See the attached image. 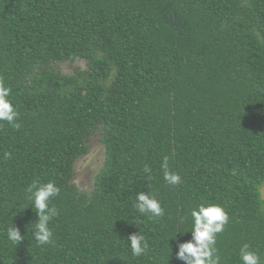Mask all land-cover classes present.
I'll use <instances>...</instances> for the list:
<instances>
[{
	"label": "trees",
	"instance_id": "obj_1",
	"mask_svg": "<svg viewBox=\"0 0 264 264\" xmlns=\"http://www.w3.org/2000/svg\"><path fill=\"white\" fill-rule=\"evenodd\" d=\"M0 78L20 124L0 121V264H184L177 244L201 203L229 216L221 264H242L245 243L264 264V0H0ZM95 132L104 158L80 191L74 163ZM35 180L61 189L42 246ZM140 191L163 216L136 210ZM139 230L137 257L127 237Z\"/></svg>",
	"mask_w": 264,
	"mask_h": 264
},
{
	"label": "clouds",
	"instance_id": "obj_2",
	"mask_svg": "<svg viewBox=\"0 0 264 264\" xmlns=\"http://www.w3.org/2000/svg\"><path fill=\"white\" fill-rule=\"evenodd\" d=\"M10 89L5 86L0 78V121H6L13 128H19L17 122L19 113L16 111L13 103L9 99ZM10 157V153H5ZM161 168L164 173V180L169 185H178L181 183V176L169 170V157L163 158ZM145 171L150 169L147 167ZM28 192L31 194L30 199L33 201L32 206L36 212V224L33 235L38 245H47L54 243L53 230L50 222L59 212L55 206H50L53 197L59 195L61 189L53 181L40 182L33 181L28 186ZM135 208L141 214H146L150 219L163 216L164 209L160 201L154 194L140 191L136 194ZM192 218L191 238L177 244L176 258L184 264H221V257L216 248L217 234L224 230L228 223L229 216L224 207L217 203H201L193 208L190 212ZM187 231H177L183 235ZM175 234V236H176ZM172 237V238H175ZM7 238L14 244H19L24 236L21 235L20 229L14 224L7 229ZM133 256H141L145 253L148 243L144 235L139 230L127 237ZM240 260L242 264H260L259 254L252 250L248 243L243 244L239 249Z\"/></svg>",
	"mask_w": 264,
	"mask_h": 264
},
{
	"label": "rangeland",
	"instance_id": "obj_3",
	"mask_svg": "<svg viewBox=\"0 0 264 264\" xmlns=\"http://www.w3.org/2000/svg\"><path fill=\"white\" fill-rule=\"evenodd\" d=\"M84 62L60 64V70L63 73L71 74L78 68H83ZM87 151L79 157L74 163L72 182L80 191H90L95 174L99 171L103 158L104 147L100 141V133L95 132L86 140ZM261 197L264 199V184L261 189Z\"/></svg>",
	"mask_w": 264,
	"mask_h": 264
}]
</instances>
